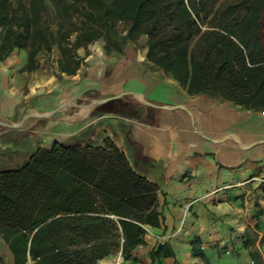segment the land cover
<instances>
[{
    "label": "crops",
    "instance_id": "obj_1",
    "mask_svg": "<svg viewBox=\"0 0 264 264\" xmlns=\"http://www.w3.org/2000/svg\"><path fill=\"white\" fill-rule=\"evenodd\" d=\"M84 60L72 73L22 70L20 48L0 60V170L39 147L110 137L160 188L164 220L144 225L136 263L264 264V109L190 94L148 60L147 38L104 41ZM160 244L173 254L152 263ZM0 264L34 261L0 237Z\"/></svg>",
    "mask_w": 264,
    "mask_h": 264
},
{
    "label": "trees",
    "instance_id": "obj_2",
    "mask_svg": "<svg viewBox=\"0 0 264 264\" xmlns=\"http://www.w3.org/2000/svg\"><path fill=\"white\" fill-rule=\"evenodd\" d=\"M82 1L92 22L85 44L101 38L114 19L126 20L128 38L146 35L148 60L190 94L213 92L264 109V0L218 8L216 0ZM14 10L13 0H0V60L28 45L30 9L20 17ZM78 67L60 61L68 73ZM159 191L110 137L101 144L39 147L22 166L0 170V237L34 264H98L118 250L131 259L146 244L144 225L164 220ZM172 254L160 244L152 263Z\"/></svg>",
    "mask_w": 264,
    "mask_h": 264
},
{
    "label": "rangeland",
    "instance_id": "obj_3",
    "mask_svg": "<svg viewBox=\"0 0 264 264\" xmlns=\"http://www.w3.org/2000/svg\"><path fill=\"white\" fill-rule=\"evenodd\" d=\"M241 0H216L215 8L223 4L226 7L230 4H237ZM14 13L17 16H24L23 8L29 10V19H31V34L28 37L27 47L20 48L25 50L27 61L22 67L34 69L41 64L51 69L60 70V61L68 68H75L86 64L84 60L92 51L101 48L104 41H112L113 38H119L123 41L128 40V21L114 19L111 21L109 29L104 30V35L96 40L84 43L87 35L90 34L91 20L85 15L89 9L88 4L82 0H13ZM244 11L241 10L240 14ZM26 22L27 19H21ZM207 27L205 23L204 28ZM21 30H25L23 26ZM1 31V28H0ZM264 32V27H263ZM138 41L145 40L144 34H134ZM47 39L48 43H43ZM81 39L83 45L78 46V40ZM131 40V39H130ZM33 43L35 45H33ZM35 51L33 56L31 51ZM100 139V138H99ZM28 152L25 153L27 155ZM29 256V255H28ZM121 256L122 264H132V258H125L121 250H118L109 256L110 259H116Z\"/></svg>",
    "mask_w": 264,
    "mask_h": 264
},
{
    "label": "built area",
    "instance_id": "obj_4",
    "mask_svg": "<svg viewBox=\"0 0 264 264\" xmlns=\"http://www.w3.org/2000/svg\"><path fill=\"white\" fill-rule=\"evenodd\" d=\"M104 262L107 264H122L121 256L116 258V259H103V260L99 261L98 264H103Z\"/></svg>",
    "mask_w": 264,
    "mask_h": 264
},
{
    "label": "bare ground",
    "instance_id": "obj_5",
    "mask_svg": "<svg viewBox=\"0 0 264 264\" xmlns=\"http://www.w3.org/2000/svg\"><path fill=\"white\" fill-rule=\"evenodd\" d=\"M98 49H99V48H98ZM65 141H66V140H65ZM103 264H107V263L104 262Z\"/></svg>",
    "mask_w": 264,
    "mask_h": 264
}]
</instances>
